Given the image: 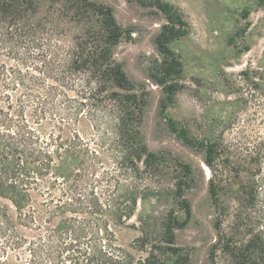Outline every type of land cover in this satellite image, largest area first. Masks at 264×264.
Masks as SVG:
<instances>
[{"label": "rangeland", "instance_id": "1", "mask_svg": "<svg viewBox=\"0 0 264 264\" xmlns=\"http://www.w3.org/2000/svg\"><path fill=\"white\" fill-rule=\"evenodd\" d=\"M39 1L36 18L48 32L46 43L68 49L95 36L99 50H109L110 62H121L128 73L132 90L110 82L97 98L121 91L145 100L144 119L130 121L132 128L141 124L142 133L129 141L128 120L123 122V112L113 113L114 102L103 106L88 98L102 82L84 73L65 87L51 80L59 86L53 112L32 125L66 144L76 141L99 152L94 162L97 198L91 188L86 192L87 199L94 198L96 212L81 214L97 226H83L75 247L86 248L93 264H234L229 240L236 231L242 243L256 234L264 238V2L94 0L113 11L101 4L86 8L82 17L70 0ZM164 24V35L156 40ZM173 28L180 35L168 40ZM5 46L0 44V64H15L3 55ZM172 57L179 62L175 74L165 70V60ZM150 74L160 83L157 89L143 80ZM69 103L73 109L67 108ZM76 113L79 120L71 122ZM144 141L158 152L154 158ZM120 144H135L139 173L119 171L117 156L126 150ZM209 147L213 196L200 163ZM81 160L68 152L59 170L76 171ZM118 180L122 185L115 190ZM110 188L118 201L134 208L130 218L120 220L109 213ZM55 193L60 195L59 190ZM23 233L32 235L29 229ZM29 258L9 264H30Z\"/></svg>", "mask_w": 264, "mask_h": 264}, {"label": "trees", "instance_id": "2", "mask_svg": "<svg viewBox=\"0 0 264 264\" xmlns=\"http://www.w3.org/2000/svg\"><path fill=\"white\" fill-rule=\"evenodd\" d=\"M70 1L74 3L73 6L76 3L78 15L82 17L87 15L86 8L103 4L94 0ZM161 5L164 10L170 9L169 4ZM102 7L113 11L106 4ZM40 8L39 0H0V44L7 45L2 48L5 50L3 55L15 62L10 65L0 64V264H9L10 260L22 256L30 257V264H93L88 257V250H78L75 242L79 241L83 226L91 223L97 226L95 221L81 214L96 212L93 199L97 198L95 191L99 180L94 162L99 152L97 149L90 150L84 144H77L76 141L66 144L65 141L55 139L52 134L42 133L32 124H40L52 114L54 96L59 86L65 87L78 74L84 73L89 79H96V83L102 82L95 91H91L88 98L103 106H106L103 104L105 101L114 102L111 107L113 113L117 110L123 112V122L128 120L125 132L129 141L142 133L141 124L132 128L130 121L144 119L145 100L136 93L121 91L97 98L99 91L107 90L110 82L124 91L132 90L128 73L121 62L116 59L117 64L110 62L109 50H99V45L94 42L97 41L95 36L90 35L88 39L68 49L46 43L44 39L48 32L42 21L36 18ZM165 25L156 40L164 35ZM177 32L173 28L168 40L179 36ZM166 51L172 53L169 48ZM165 64L167 73L179 72V62L175 57L165 60ZM150 77L160 84L152 74ZM51 80L59 82V86L51 84ZM91 83L90 80L88 85ZM62 91L67 97L65 90ZM174 91L170 90L171 93ZM98 103L93 101L91 105L98 106ZM72 107L70 103L67 106L69 109ZM71 115L73 113L69 112L68 116ZM78 116L76 113V118H71V122L79 120ZM122 139H125L124 136ZM120 145L126 148L128 144ZM144 146L153 158L158 153L151 150L145 141ZM113 148L111 146L110 149ZM211 149L209 147L205 151V159L210 168ZM68 152H74L82 160L76 171L66 174L59 170V163ZM121 153L117 156L116 164L122 175L139 173L136 160L140 154L135 144H129ZM184 165L189 166L186 162ZM89 172L95 178L91 179ZM212 184L213 180L210 179V192L213 196ZM121 185L118 180L114 189L118 190ZM89 188L94 197L91 200L86 197ZM57 190L60 191L59 196H56ZM111 192L114 194H110L106 205L109 213L113 217L118 214L120 220L124 216L130 218L134 208L126 202L118 201L113 189ZM253 195L257 197L255 190ZM136 201L134 199V203ZM187 206L188 214L192 216L189 201ZM105 228L109 229L108 226ZM23 229H29L32 235L24 234ZM237 233L229 240V254L233 263L264 264V238L256 234L247 243H242L237 240ZM44 259L48 262L44 263Z\"/></svg>", "mask_w": 264, "mask_h": 264}, {"label": "water", "instance_id": "3", "mask_svg": "<svg viewBox=\"0 0 264 264\" xmlns=\"http://www.w3.org/2000/svg\"><path fill=\"white\" fill-rule=\"evenodd\" d=\"M143 80H144L145 82H147V83L151 86L152 89H157V88L159 87V84H158L157 82H155V80H154L153 78H151L150 76L143 78ZM148 147H149V145H148ZM149 148H150V147H149ZM200 163H201V166H202V167L204 168V170H205V175H206V176H205V180H206V184H207L208 186H210L211 168H210V166L207 164L205 158H204V159L202 158L201 161H200ZM217 239H218V237L216 236L215 239H214L213 244L216 243Z\"/></svg>", "mask_w": 264, "mask_h": 264}]
</instances>
